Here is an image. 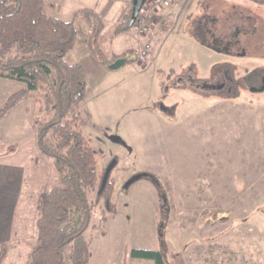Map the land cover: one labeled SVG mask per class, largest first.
<instances>
[{"label": "rangeland", "instance_id": "rangeland-1", "mask_svg": "<svg viewBox=\"0 0 264 264\" xmlns=\"http://www.w3.org/2000/svg\"><path fill=\"white\" fill-rule=\"evenodd\" d=\"M45 1V14L72 22L77 31V43L64 61L80 62L86 70L79 108L87 119L82 134L98 170L116 161L110 175L115 213L92 209L83 233L87 264L150 263L132 258V249L158 250L165 264H264V91L252 93L238 85L233 94L221 97L167 88L187 69L198 79L221 69L239 81L263 74L264 0H173L153 13L145 38L132 29L114 34L126 21L132 0ZM108 1L115 4L111 9L105 6ZM83 9L104 16L99 45L107 59L124 55L123 65L104 75L96 72L90 55V25L77 13ZM204 10L217 21L216 35L236 36L232 52L242 54L217 53L197 41L196 17ZM146 44L150 48L140 63L137 54ZM23 86L0 78V111ZM36 99H21L0 118V232L8 229L14 236L2 248L9 251L5 264H28L36 243L30 238L24 244L15 235L27 223L33 181L36 202L58 182L53 160L39 150L37 122L44 116L42 98ZM50 120L49 115L39 122ZM25 156L29 167L19 164ZM139 172L157 177L162 198L150 182H133ZM32 214L30 208V219ZM102 215L107 220L100 222Z\"/></svg>", "mask_w": 264, "mask_h": 264}, {"label": "trees", "instance_id": "trees-1", "mask_svg": "<svg viewBox=\"0 0 264 264\" xmlns=\"http://www.w3.org/2000/svg\"><path fill=\"white\" fill-rule=\"evenodd\" d=\"M43 6V0H0V78L24 85L6 99L0 118L23 98H42L39 110L44 117L37 122L38 146L41 154L53 160L58 182L38 195L36 244L28 264H87L89 249L83 233L94 207H102L104 214L115 213V181L110 172L102 186L105 169L98 170L95 153L81 131L87 123L79 111L86 91V74L81 65L64 61L77 43V31L72 22L45 14ZM132 6L133 1L126 21L114 34L132 29L128 26ZM77 13L90 19L88 48L92 58L106 67L124 59V55L107 59L100 49L99 38L104 30L101 15L91 9ZM49 115L47 124L39 122ZM134 176L133 182L146 180L158 190L159 198L163 197L155 175L139 172ZM103 215L100 222L107 220ZM5 256L6 250L1 249L0 264ZM130 256L149 264H165L158 250L132 249Z\"/></svg>", "mask_w": 264, "mask_h": 264}, {"label": "flooded vegetation", "instance_id": "flooded-vegetation-1", "mask_svg": "<svg viewBox=\"0 0 264 264\" xmlns=\"http://www.w3.org/2000/svg\"><path fill=\"white\" fill-rule=\"evenodd\" d=\"M216 26L217 21L214 16H212V14L204 15L195 26L194 36L212 51L225 54H242V50L232 52L234 45L237 43L235 38L236 36L230 39L220 37L219 35H216ZM238 85L248 88V91L252 93L262 92L264 91V73L249 75L248 77L239 81L236 80L234 76H232L231 71L221 69L217 71H211L209 77L206 79H198L194 70L187 69V72L178 74L173 79H171L167 84V88L173 87L176 88V90L184 93H194L199 89L210 95H220L221 97H227L228 95L233 94L234 90L238 89ZM38 136H40V134ZM113 142H120V140H113ZM104 169L106 170V168ZM131 178H133V175L130 176L128 180Z\"/></svg>", "mask_w": 264, "mask_h": 264}, {"label": "crops", "instance_id": "crops-1", "mask_svg": "<svg viewBox=\"0 0 264 264\" xmlns=\"http://www.w3.org/2000/svg\"><path fill=\"white\" fill-rule=\"evenodd\" d=\"M43 2H45V4L47 5V2L45 1V0H43ZM49 2V1H48ZM52 2V1H51ZM115 2V1H114ZM53 3V5L52 6H54V2H52ZM51 3V4H52ZM106 3V2H105ZM173 3V0H171V4ZM113 5H115V4H113V3H111V1H108L106 4H105V6H107V9H111V6H113ZM51 6V5H50ZM171 6V5H170ZM206 11H208V10H204V11H202V13L198 16V17H196V24L198 23V21L204 16V15H208V14H210V12H206ZM95 12H97L99 15H101L102 16V18H103V20H104V16L100 13V12H98V11H95ZM86 20H88V24L90 25V29H91V22H90V19L88 18V17H86ZM105 27V26H104ZM141 37V36H140ZM146 36H144V37H142V38H145ZM196 38V37H195ZM197 39V38H196ZM197 41L201 44V45H203L204 47H206L203 43H201L198 39H197ZM143 48V47H142ZM207 48V47H206ZM209 49V48H208ZM211 50V49H210ZM140 51V50H139ZM214 52H216V51H214ZM217 53H219V52H217ZM91 55V54H90ZM92 57V56H91ZM93 63H95V68L97 69V71L96 72H98L99 74H101V75H104L105 74V71L106 70H111V68L110 67H108V69H106V67L105 66H103L102 64H100L99 62H97V61H93ZM77 64H80L81 66H83V68H84V65L83 64H81L80 62H77ZM113 70V69H112ZM85 74H86V70H85ZM0 122L2 123V124H4L3 122H4V119H1L0 120ZM4 127V125L2 126L1 125V127L0 128H2V130L4 129L3 128ZM15 155V153H10V154H7V156H14ZM0 162H1V173L3 172V162H4V156H3V154H1L0 155ZM21 166H25V165H27V167H29L30 166V163H29V159L25 156V157H23L22 159H21V161H20V163H19ZM3 183V182H2ZM30 183H31V181L27 184V185H29L30 186ZM3 185V184H2ZM32 186H33V196H34V199H33V202H31V201H27V204H29V210H28V214H27V223L24 225V226H22V227H20L19 226V228H18V230L15 232V235H19V237L23 240V243L25 244L26 243V241H29V239L30 238H34L35 240H36V188H35V183H34V181H33V184H32ZM25 199V198H24ZM1 203H2V196H1ZM25 203H26V201H25ZM30 208H31V210H33V214H32V216H31V219H30ZM2 231H3V229H2ZM5 234V235H4ZM2 233V232H0V250L3 248V247H5V245H7V244H9L10 243V241L12 240L13 241V239H14V236H11V234H9V230L7 229V231L5 232V233ZM34 242V241H33ZM36 244V243H35ZM34 244V245H35ZM34 245H32V248H33V246ZM32 248H31V250H32ZM31 250H30V252H31ZM7 252H6V256H5V259H4V262H3V264H5V261H7L8 262V260H7V253L9 252L8 250H6Z\"/></svg>", "mask_w": 264, "mask_h": 264}, {"label": "built area", "instance_id": "built-area-1", "mask_svg": "<svg viewBox=\"0 0 264 264\" xmlns=\"http://www.w3.org/2000/svg\"><path fill=\"white\" fill-rule=\"evenodd\" d=\"M170 5L171 0H147L133 23L132 31L138 36H146L149 31V22L153 17V13L159 9L167 8ZM149 48L150 45L146 44L137 54V59L140 63L146 58Z\"/></svg>", "mask_w": 264, "mask_h": 264}, {"label": "water", "instance_id": "water-1", "mask_svg": "<svg viewBox=\"0 0 264 264\" xmlns=\"http://www.w3.org/2000/svg\"><path fill=\"white\" fill-rule=\"evenodd\" d=\"M145 1H146V0H133L132 11H131V15H130L129 24H128V26H129L130 28L132 27V25H133V23H134V21H135L137 15H138L139 11H140V9H141V7H142V5L144 4ZM124 62H125V60L122 59V58H121V59H117L115 62H113V63L110 65V68L113 69V70H114V69H117V68H119L121 65H123ZM112 140H114V141H118V140H120V139H119V138H116V137H113ZM114 165H115V161H112V162L110 163V165L106 168V170H105V172H104L103 180H102V186L105 185V183H106V181H107V179H108V176H109L111 170L113 169Z\"/></svg>", "mask_w": 264, "mask_h": 264}]
</instances>
